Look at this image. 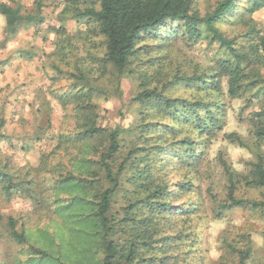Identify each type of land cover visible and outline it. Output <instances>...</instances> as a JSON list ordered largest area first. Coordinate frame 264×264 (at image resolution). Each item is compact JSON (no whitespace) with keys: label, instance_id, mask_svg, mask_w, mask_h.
Masks as SVG:
<instances>
[{"label":"trees","instance_id":"trees-1","mask_svg":"<svg viewBox=\"0 0 264 264\" xmlns=\"http://www.w3.org/2000/svg\"><path fill=\"white\" fill-rule=\"evenodd\" d=\"M196 3L66 0L54 29L62 37L59 51L64 55L70 46L73 53L82 43L94 64L73 72L65 88L49 90L65 110L72 107L74 119L73 128L57 137L71 166L47 162L46 170L58 174L47 185L57 217L52 239L59 246L53 253L32 244L31 258L21 264H211L206 263L203 225L196 217L200 206L193 196L194 180L186 173L172 182L170 173L193 169L201 159L225 126L227 99L257 103L249 115V133L264 145V33L251 23L252 15L264 9V0H217L205 14ZM36 11L24 16L19 6L0 3L9 34L34 23L42 26L41 1ZM67 16L79 24L81 42L66 38ZM238 22L248 29L232 36L223 30ZM203 44L207 64L177 50ZM109 72L118 81L130 77L136 83L129 101L135 118L128 127L99 125L101 79ZM6 121L4 106L0 139ZM228 138L244 144L237 133ZM92 153L96 158H90ZM254 171L253 184L264 191V157H258ZM28 182L37 184V178ZM28 189L0 162V194ZM61 191L68 198L62 199ZM234 192L231 183V204L264 210V201L236 198ZM119 193L128 202L116 208ZM185 194L186 203L175 208L173 199ZM11 234L21 243L28 241L23 232L13 229ZM228 247L240 264H248L254 255L249 241L244 248Z\"/></svg>","mask_w":264,"mask_h":264},{"label":"rangeland","instance_id":"rangeland-1","mask_svg":"<svg viewBox=\"0 0 264 264\" xmlns=\"http://www.w3.org/2000/svg\"><path fill=\"white\" fill-rule=\"evenodd\" d=\"M38 1L42 2L45 17L42 26L34 23L9 34L6 18L0 13V109L5 106L7 120L0 139V162L14 175L15 182L29 187L23 192L0 194V264H21L31 258L32 244L53 253L58 249L59 240L52 239L56 228L54 219L57 218L55 203L47 185L52 184L58 174L52 175L46 170L47 162L51 165L60 162L65 168L71 166L66 160V151L57 145V137L73 128L74 119L72 107L65 110L49 90L65 88L73 72L78 74L87 63L94 64L82 43L73 53L70 46L63 51L64 55L59 51L58 42L62 37H58L54 29L59 25L66 0H0V3L19 6L22 15L26 16L37 13ZM196 1L200 13L205 14L213 9L217 0ZM67 19L66 38L73 36V41L81 42L78 40L79 24L71 17L67 16ZM251 23L264 33V9L252 15ZM247 29L248 26L241 22L223 26L230 36ZM204 49V44L198 48H177L180 54L207 64L209 52ZM101 81L103 98L98 100L99 125L109 129L120 123L123 127L130 126L135 118V107L131 108L129 101L136 92V83L130 77L118 81L116 73L112 72ZM226 102L228 109L223 130L204 149L193 169H172L170 177L172 182H177L188 173L194 180L193 196L200 206L196 217L203 225L200 231L204 232L206 263L240 264L238 257L230 253L228 244L244 248L249 241L254 255L248 264H264V210L237 206L229 199V188L233 183L236 198L264 201V191L253 184L255 163L259 156L264 157V145L257 143L249 133V115L258 106L243 99H227ZM230 133L239 134L244 144L231 141ZM95 155L92 153L90 158H96ZM31 177L37 178V184L28 182ZM105 186H108L106 181ZM35 192L38 199L34 198ZM68 196L67 191L60 192L62 199ZM188 196L173 199L175 208L185 204ZM127 202V196L119 193L115 207L120 208ZM13 229L23 232L28 241L21 243L13 238ZM65 258L73 260L68 254Z\"/></svg>","mask_w":264,"mask_h":264}]
</instances>
